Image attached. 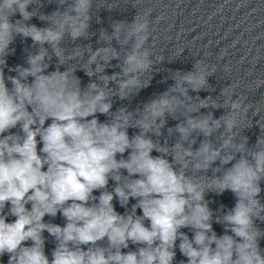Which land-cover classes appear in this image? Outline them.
<instances>
[{"label": "clouds", "instance_id": "1", "mask_svg": "<svg viewBox=\"0 0 264 264\" xmlns=\"http://www.w3.org/2000/svg\"><path fill=\"white\" fill-rule=\"evenodd\" d=\"M93 3L58 0L57 10L43 14L41 0H0V264L5 255L7 264H174L177 248L186 258L179 264H264V229L256 223L264 222V135L253 147L240 135L252 125L253 104L246 95L233 98L236 84L222 89V102L189 95L208 89L216 73L200 59L192 71L175 73L174 84L142 108L113 111L112 97L138 94L164 57L149 43L150 9L131 23H113L111 34L101 30L107 46L63 47L66 36H89ZM37 16L48 26L30 23ZM17 37L30 38L38 50L29 52L27 66L9 67ZM53 56L56 68L48 71ZM113 60L120 71L108 75ZM6 68L15 75H6ZM78 69L95 79L82 86ZM209 107L226 111L218 119L211 111L193 115ZM262 109L256 106L254 115ZM177 114L184 119L168 128L169 136L178 134L176 142L154 140L167 117ZM99 115L108 119L101 122ZM130 128L139 131L130 136ZM217 132L219 143L211 139ZM226 191L236 202L215 214L206 193ZM58 214L63 225L46 222ZM45 232L55 245L51 258ZM130 245L137 247L124 251Z\"/></svg>", "mask_w": 264, "mask_h": 264}]
</instances>
